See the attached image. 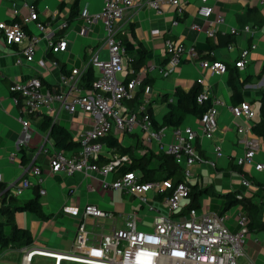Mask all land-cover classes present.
Returning <instances> with one entry per match:
<instances>
[{
  "label": "crops",
  "instance_id": "crops-1",
  "mask_svg": "<svg viewBox=\"0 0 264 264\" xmlns=\"http://www.w3.org/2000/svg\"><path fill=\"white\" fill-rule=\"evenodd\" d=\"M75 0H0V21L12 23L14 19L20 20L23 28L37 35L39 38L35 47L34 59L27 62L23 59L22 65H16L15 59L20 50L18 45H6L0 35V173L11 193L19 202H25L34 197V187L45 189L44 195L39 194L43 211L50 215L48 220H41L35 214L28 211L14 213V222L23 229L29 231L32 236V247H41L57 252L71 251L77 227L82 219L83 208L88 204L96 205L104 211L111 212L115 219L125 211L124 193L117 190H109L102 187V181H114L118 173L101 176L97 172L84 175L75 172L65 175L62 172H51L49 157L58 150L54 147L53 140L49 136V130H42L39 123L43 115L36 117L21 113L20 109L13 105L8 87L14 78L26 80L29 77H37L45 87H57L60 73L68 74L76 68L84 71L90 67L89 60L96 54L98 60H107L108 50L103 45L104 34L100 23H92L86 35H82V13H96L100 11L102 0H77V13L71 15V5ZM140 5L127 10L119 22L121 29L120 38L129 41L133 49L144 48L146 54L145 67L152 68L145 72L151 79L146 96L150 97V111L152 126L150 131H162L161 142L158 140H146L143 132L118 133L114 132L110 137L117 139L120 146L130 149V153L136 158L145 156L148 168H156L159 164L154 155L165 153L160 149L162 144L167 145L174 141L173 127L159 128L163 116L167 112V103H175L176 88L189 91L196 85V80L202 78L203 85L207 88L211 97L223 101L218 106L216 114L217 126L212 139L199 137L194 142L196 150L202 156L203 161L191 166L192 175L185 178L182 174V165L174 162L172 165L177 170L171 178H165V166H161L155 173L157 180L185 181L197 196V209L215 214H224V224L231 232L239 229L238 217L244 215L250 222V212L242 203V199H250L256 205L257 213L253 219L264 221V170L256 171L253 166H237L234 158L243 154L244 146L240 140L243 132H238V127L250 128L258 119V102L264 90V3L260 0H209L213 6L212 13L207 19L197 16L198 0H181L183 16L176 20L175 6L161 5V13H157L146 2L139 0ZM36 7L38 18L35 22L24 23L22 19L29 15L28 7ZM63 5V6H62ZM60 6L61 9H60ZM14 9L18 10L14 15ZM223 17L224 22L216 24L215 20ZM62 21H67V27L58 30L61 36L68 41L65 52L52 53L49 50L47 39L39 32L35 24L43 23L47 29L56 28ZM197 23L201 31L190 29V25ZM249 26L250 31L242 30ZM215 28V37L206 35L205 30ZM231 28L240 31L236 34L230 32ZM158 29L159 34L150 32ZM232 35L234 41L231 44L218 45V41L224 42ZM167 39L181 40L186 45H193L198 53V59L190 60L183 56L179 64L168 74L159 73V66L166 60L167 54L164 43ZM256 45L250 50L247 61L243 67H235L234 62L239 60L240 52ZM135 54V51L132 53ZM218 60L227 64L224 74L212 73L200 65L201 60ZM53 61L59 65L54 66ZM165 64V63H164ZM94 70L95 77L98 74ZM82 79V78H81ZM245 80L244 84L242 82ZM202 86V85H201ZM200 86V87H201ZM241 96L240 102H247L255 111L254 119L234 117L229 107L240 102L234 101V92ZM142 100V97H141ZM21 119L28 120L30 137H24ZM67 121V124L64 123ZM57 122L64 124L76 139L80 131L92 126V118L80 113L74 115L62 114ZM192 126L197 128L199 117L187 115L180 126ZM159 128V129H158ZM256 136V135H254ZM257 137V136H256ZM258 138V137H257ZM259 139V138H258ZM260 141V150L257 154V162L264 163V144ZM117 150V147L114 146ZM215 147L221 149L222 155L217 156ZM23 150V151H22ZM118 152V151H117ZM168 155V154H167ZM12 156V159L9 157ZM170 156V155H169ZM133 160V159H132ZM211 162L214 164L211 165ZM33 166L41 169L40 177L43 184L35 185L36 177L29 174ZM139 178L142 176L139 168L132 170ZM177 175V176H176ZM160 177V180H159ZM250 181L248 187L242 183L243 179ZM29 180L33 186L19 190L22 180ZM152 191L146 193L152 203L160 205L159 200L154 199ZM230 194L231 198L226 197ZM232 201L229 208L225 204ZM184 207L191 202V198L184 200ZM138 206L137 216L140 219L138 225L149 228L152 216L143 215L144 209ZM161 212L167 214L165 208ZM116 224V219H115ZM118 224V221H117ZM249 224V223H248ZM89 231L88 238H92L94 231L91 228V219L86 220ZM24 248V247H23ZM23 248L8 247L0 251V264H20ZM36 256L32 264H53V259ZM239 264H264V229L249 230L244 242V255L238 258ZM60 264H80L71 261H62Z\"/></svg>",
  "mask_w": 264,
  "mask_h": 264
},
{
  "label": "built area",
  "instance_id": "built-area-1",
  "mask_svg": "<svg viewBox=\"0 0 264 264\" xmlns=\"http://www.w3.org/2000/svg\"><path fill=\"white\" fill-rule=\"evenodd\" d=\"M100 11L96 13L83 12V26L81 34L86 35L92 23H100L104 38L103 45L108 50L107 60H98L96 54L89 60V66L97 69L98 74L93 80L90 88L81 85L84 71L73 68L68 74L60 73L57 87H45L39 78L29 77L26 80L14 78L8 87L14 106L21 113L32 117L37 115H48L54 122L57 121L61 112L68 115L80 113L92 118V126L80 131L74 139L79 146L70 150H55L49 157L48 163L51 172H62L72 175L81 172L87 175L97 172L101 176L118 173L121 166L132 164V158L127 154H119L114 146L109 147L106 138L114 132L132 133L135 126L145 133L146 140H158L161 142L162 131H150L152 126L150 115L146 108L150 104L149 88L145 87L141 103L137 108H130L126 103L131 101L138 87L145 78V72L152 66L145 67L131 79L126 80L132 73L131 61L120 38L121 29L119 22L124 13L140 5L139 0H102ZM196 14L202 19H207L213 11L209 0H198ZM264 3V0H260ZM147 4L158 14L161 13V5L169 4L175 6L176 20L183 16L181 0H146ZM29 15L22 19L23 24L35 22L38 13L34 5L28 7ZM18 10L14 9V15ZM224 22L223 17H218L215 23ZM67 21H62L56 28L47 29L43 23L37 22L36 29L47 39L50 52H65L68 41L58 32L67 27ZM190 29L201 31L199 24L193 23ZM243 31L249 32L250 27L244 26ZM240 30L231 28L232 34ZM152 35L159 34L158 29L150 32ZM205 33L209 37H215L216 29L208 28ZM0 35L6 45H18L20 50L15 59L16 65H22L23 59L31 62L34 59L35 47L38 41L37 35L26 31L21 23H6L0 21ZM256 45L240 52L239 60L234 62L235 67H243L247 61L250 50ZM167 61L160 65L159 73L165 75L173 71L183 56L190 60L198 59V53L193 45H186L183 41L167 39L164 43ZM54 66L59 64L53 61ZM200 65L212 73L224 74L227 64L218 60H201ZM201 90L196 96V102L202 105L209 102L210 105L199 117L197 128L182 126L173 128L174 141L160 147L164 152L173 157L176 164L182 165L185 178L192 175L191 166L202 162V156L195 147V141L199 137L212 139L217 126L216 114L218 106L223 101L211 97L207 88L203 85L202 78L196 80ZM44 109V112H41ZM234 117L247 120L254 119L255 111L249 103L243 101L229 107ZM24 137H30L28 131V120L21 119ZM238 132H243L244 137L240 140L243 144V154L234 158L237 166H253L256 171L264 170V163L257 162L256 156L260 150L259 139L250 134V128L238 127ZM217 156L222 152L215 147ZM12 159V156L9 157ZM214 163L211 162V165ZM41 169L33 166L29 174L36 177L35 185L43 184L40 177ZM2 175L0 173V181ZM242 183L250 186L247 179ZM33 186L24 179L19 185L20 189ZM102 187L109 190L121 191L132 195L140 201V206L146 207L155 214L152 217L148 230L138 229L140 219L137 209L132 210L124 219V224L117 227L113 214L88 204L83 208L82 219L77 227L75 241L71 251L57 252L41 247L26 246L20 264H32L36 256L53 259V264L62 261H71L80 264H239L238 258L244 255V242L249 231L248 218L244 215L238 217L239 229L231 232L224 224L225 215L215 214L207 211H198L190 208L185 214H181L184 200L190 198V187L185 181L173 182L170 180L141 182L133 171H126L118 175L114 181H102ZM148 191L153 192L154 199L159 200V207H155L152 200L146 195ZM45 189L40 188L39 194L44 195ZM165 208L167 214L161 212ZM180 213V214H179ZM91 219L93 237L88 238L89 231L86 220ZM110 219V229L104 232V221ZM97 230H99L97 232Z\"/></svg>",
  "mask_w": 264,
  "mask_h": 264
},
{
  "label": "trees",
  "instance_id": "trees-1",
  "mask_svg": "<svg viewBox=\"0 0 264 264\" xmlns=\"http://www.w3.org/2000/svg\"><path fill=\"white\" fill-rule=\"evenodd\" d=\"M62 6H60V9ZM76 9H77V0H75L71 5V15H76L77 13ZM12 22H20V20L14 19ZM121 40L130 58L131 68L133 70V72L129 73L128 76L126 77V80H128L134 77L138 72L145 69L144 65L146 60V54L144 48L140 47L134 50L132 44L129 41H124L122 38ZM233 41H234L233 36L229 35L224 42L218 41V45H223V44L228 45L231 44ZM134 51L135 54H132ZM166 61L167 59L164 60L162 64H164ZM262 72H264V66ZM94 79H95L94 70L90 66L83 73L81 79V85L85 88H90ZM244 82L245 80L242 82V84H244ZM150 83H151V79H149V76L146 75L142 81V84L138 87L134 98L126 103L130 108L135 109L139 106V104L141 103V97L143 95L144 88L146 85H149ZM200 90L201 87L197 83L194 86V88H192L187 92L182 90L181 88H176L174 93V95L176 96V102L173 104L167 103L168 110L163 116V120L159 128L180 127L183 124L187 115L200 117L201 114L210 105L209 102H205L202 105H199L196 102V96ZM233 96L235 102L241 101V96L238 91H235ZM257 102H258V119L255 121V123L252 126V132L264 144V90L262 91ZM149 106L150 105H148L146 110L151 118L152 115ZM39 127L44 131L49 130V136L53 140L54 147L58 150L70 151L76 148L77 146H79V144L73 139L72 133L67 129V127L61 122H57V121L53 122L48 115L43 114L42 120L39 123ZM106 143L109 147L116 146L119 154H127L133 159L131 165L121 166L118 174L130 170L132 171L133 169L138 167L142 173V176L139 178V181L148 182L158 179L157 177H154V173L161 166H165L166 168L165 178L167 179H171L177 172V170L173 166L174 164L172 165L173 163L172 157L167 155L166 153H159L157 155H154V158L156 159V162L159 164V166H157L156 168H148L147 163L145 161V156L136 158L130 153L129 148L120 146L117 142V139L108 136L106 138ZM261 185L264 186V182ZM37 188L38 187H34L35 195L33 198L25 202H19L16 196H14L11 193L10 188H8L4 182L0 181V251L8 247L19 249L26 246H30L33 243V239L29 231L20 228L14 222L15 212L28 211L35 214L41 220H48L50 218V215L46 214L41 207L39 190ZM193 193L194 192L190 187L191 202L187 205V207L181 210V214H185L190 208L197 207V203H196L197 196L196 193L195 194ZM230 196H231L230 194L226 195L228 199L231 198ZM242 203L244 204V206L248 208L249 211H251L249 216L250 222L248 224L249 230L264 229V221H258L253 219L252 217L254 216L255 213H257L256 205L252 204L250 199L247 198L242 199ZM231 204L232 201H229L228 203L225 204L224 208L225 209L229 208ZM6 226H8L9 229L5 228Z\"/></svg>",
  "mask_w": 264,
  "mask_h": 264
},
{
  "label": "rangeland",
  "instance_id": "rangeland-1",
  "mask_svg": "<svg viewBox=\"0 0 264 264\" xmlns=\"http://www.w3.org/2000/svg\"><path fill=\"white\" fill-rule=\"evenodd\" d=\"M41 112H44V109H42ZM64 113L67 114L66 112H61V116ZM64 123L67 124V126L69 127V124H68L67 121H64ZM134 132H140L141 133V130L137 126H135ZM256 158H257V156H256ZM123 199L125 201V211L123 213H121L120 216H118V214H115L116 226L117 227L123 226L124 219L127 217V214L130 213L132 210H134L136 207H138L140 205V201L136 197H134L132 195L124 194L123 195ZM154 206L155 207H159V205L158 204L156 205L155 203H154ZM142 209H144L143 210L144 211L143 215L144 214H146L147 216H152L153 215V212L149 211L146 207H143ZM117 221H118V224H117ZM104 223H105L104 232H108L109 229H110V219H105ZM5 228H8V226H6ZM138 229H140V230H148L149 228H147V227L145 228V227H142V226L138 225ZM98 231L99 230H97V232ZM43 259H45V258H43ZM47 259H45V260H47Z\"/></svg>",
  "mask_w": 264,
  "mask_h": 264
}]
</instances>
